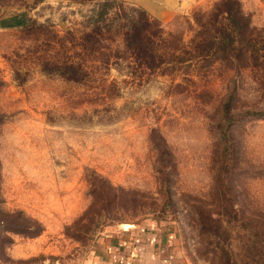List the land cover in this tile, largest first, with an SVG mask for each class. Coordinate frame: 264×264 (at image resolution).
Returning a JSON list of instances; mask_svg holds the SVG:
<instances>
[{
  "label": "rangeland",
  "instance_id": "374dc122",
  "mask_svg": "<svg viewBox=\"0 0 264 264\" xmlns=\"http://www.w3.org/2000/svg\"><path fill=\"white\" fill-rule=\"evenodd\" d=\"M221 1L152 17L175 59L148 69L131 1L0 0V212L41 227L0 229V264H264V0L215 54Z\"/></svg>",
  "mask_w": 264,
  "mask_h": 264
},
{
  "label": "trees",
  "instance_id": "16d2710c",
  "mask_svg": "<svg viewBox=\"0 0 264 264\" xmlns=\"http://www.w3.org/2000/svg\"><path fill=\"white\" fill-rule=\"evenodd\" d=\"M102 6H106V4L103 3ZM132 11H134V14L129 15V18H127L126 29L123 33L125 48L129 51H135L142 66L148 69L158 68L164 64V61H167L168 57H171V60L175 59V51L171 53L172 49L168 47L169 39H173V35L165 33L159 28L157 26L158 22L148 16L144 10L133 9ZM211 17L212 19L208 20L207 23H198L201 27L198 34L201 35L198 46L209 42L210 52L213 50L216 54L219 50L226 49L229 43L228 49L235 51L243 39L246 38L250 42L253 40L255 30L250 26L248 17L243 14L238 0H222L215 6ZM214 20H216V23L213 22ZM223 20L225 23L222 22ZM210 27L215 29L214 35L211 36L209 35V33L211 34ZM175 47L178 48L179 46ZM175 47L172 48L175 50ZM158 50L162 53L159 54ZM110 189L115 190L113 187H110ZM88 211H85L74 222L75 227L80 225L83 218L89 214ZM30 223V220L23 217L19 212H0V229L2 231L20 233L30 237L38 236L41 233L40 225L35 222H33L34 225ZM67 230H69V227ZM4 241L8 242V237L0 235V243Z\"/></svg>",
  "mask_w": 264,
  "mask_h": 264
},
{
  "label": "crops",
  "instance_id": "0c3cea01",
  "mask_svg": "<svg viewBox=\"0 0 264 264\" xmlns=\"http://www.w3.org/2000/svg\"><path fill=\"white\" fill-rule=\"evenodd\" d=\"M128 1H131L133 4H135V6L142 8L149 16L161 21L168 22L170 21L171 18L174 17L176 13H183V14L186 13L187 9H189L192 6V4L195 3L196 0H128ZM146 256L149 259L148 261H150L152 256L148 254H146ZM100 258H102V256L98 258L99 261L97 264H114L113 262L115 260L119 262L118 264H120L121 262H123L124 264H136L135 261L136 258L134 253H115L113 255H111V253L107 254L105 255L106 263L101 262L102 260ZM121 258H124V260ZM154 258L157 259L158 258L157 255L154 254Z\"/></svg>",
  "mask_w": 264,
  "mask_h": 264
}]
</instances>
